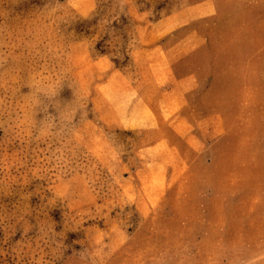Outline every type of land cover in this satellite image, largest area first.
<instances>
[{
  "label": "rangeland",
  "instance_id": "obj_1",
  "mask_svg": "<svg viewBox=\"0 0 264 264\" xmlns=\"http://www.w3.org/2000/svg\"><path fill=\"white\" fill-rule=\"evenodd\" d=\"M0 264H264V0H0Z\"/></svg>",
  "mask_w": 264,
  "mask_h": 264
}]
</instances>
